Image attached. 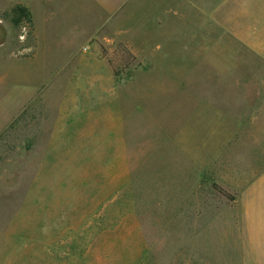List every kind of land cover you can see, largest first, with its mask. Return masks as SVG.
Listing matches in <instances>:
<instances>
[{
    "label": "rangeland",
    "instance_id": "obj_1",
    "mask_svg": "<svg viewBox=\"0 0 264 264\" xmlns=\"http://www.w3.org/2000/svg\"><path fill=\"white\" fill-rule=\"evenodd\" d=\"M38 1L0 0V264H243L227 246L264 176V0L230 28L176 23L160 51L132 34L150 56L85 42L76 16L38 39Z\"/></svg>",
    "mask_w": 264,
    "mask_h": 264
},
{
    "label": "crops",
    "instance_id": "obj_2",
    "mask_svg": "<svg viewBox=\"0 0 264 264\" xmlns=\"http://www.w3.org/2000/svg\"><path fill=\"white\" fill-rule=\"evenodd\" d=\"M245 3L246 0H39L36 9L38 20L42 22L37 21L35 32L39 39L41 27H54L51 21L55 17H82L94 24L93 31L85 42L97 35L109 37L114 34L129 38L126 40L130 43H125L130 44L133 54H137L136 45L142 47L143 52H147L143 44L148 39L139 43L131 37L132 34L143 36L148 33L149 38L168 40L167 35L176 29V23L188 19L196 23L203 21L208 27L218 25L230 28V11ZM129 15L131 24H128ZM78 22L76 29L84 28ZM146 37L147 35L144 38ZM77 38L78 36L69 34L66 36V43L70 46ZM163 39L156 42V51L164 49ZM242 209V239L238 238L237 242L236 239H230L228 251H242L243 264H264V176L247 187L242 198ZM181 251L182 249L175 250L179 252L178 258L175 254L171 255L170 260H166L164 264H188L186 259H181Z\"/></svg>",
    "mask_w": 264,
    "mask_h": 264
},
{
    "label": "trees",
    "instance_id": "obj_3",
    "mask_svg": "<svg viewBox=\"0 0 264 264\" xmlns=\"http://www.w3.org/2000/svg\"><path fill=\"white\" fill-rule=\"evenodd\" d=\"M5 16L16 27L20 26L21 24H25V25H29L30 27L34 28V20H33L32 11L26 5L16 4L10 10L5 12Z\"/></svg>",
    "mask_w": 264,
    "mask_h": 264
}]
</instances>
